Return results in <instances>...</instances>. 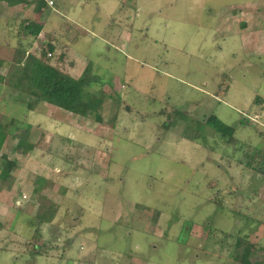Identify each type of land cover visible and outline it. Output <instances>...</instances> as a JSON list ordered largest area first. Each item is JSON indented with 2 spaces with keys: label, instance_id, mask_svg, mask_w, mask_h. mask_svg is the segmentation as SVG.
I'll use <instances>...</instances> for the list:
<instances>
[{
  "label": "rangeland",
  "instance_id": "rangeland-1",
  "mask_svg": "<svg viewBox=\"0 0 264 264\" xmlns=\"http://www.w3.org/2000/svg\"><path fill=\"white\" fill-rule=\"evenodd\" d=\"M55 1L36 17L56 45L49 58L73 61L60 71L72 79L96 76L103 122L67 116L50 134L43 118L61 114L26 81L12 86L21 66L2 68L0 165L15 166L0 178V264L261 262L264 0ZM2 32L8 63L17 55L4 46L21 45ZM23 131L31 148L15 156Z\"/></svg>",
  "mask_w": 264,
  "mask_h": 264
},
{
  "label": "trees",
  "instance_id": "trees-1",
  "mask_svg": "<svg viewBox=\"0 0 264 264\" xmlns=\"http://www.w3.org/2000/svg\"><path fill=\"white\" fill-rule=\"evenodd\" d=\"M14 3H8V5L12 6L21 2H25L26 0H11ZM1 5V3H0ZM45 4L42 0H35V7L37 9H41ZM26 30V34L29 36L36 38L38 34L42 30V25L38 23L28 22L27 25L24 26ZM51 45H46L45 48L41 49L39 59L29 56L28 59L24 62L23 66L17 68L20 74L15 77V88H19L24 84L23 81H26V84L31 86H35V90H32V87L28 88L29 91H26L27 94H39L42 100L58 107L64 109L68 112H72L76 115H88L91 113L92 118H94L98 123H102L103 119L99 113V109L103 103L101 98H96V92H91L89 89L91 88L90 83L95 82L96 76L93 75L91 77L88 76L90 70L87 68L82 73V75L78 79H72L68 75L61 73L59 70L50 66L45 62H49L50 58L47 56L48 52L52 51ZM45 50H47L45 52ZM2 62H0V70L3 68ZM3 75L0 71V81L3 80ZM10 122H13L11 120ZM212 126L215 127L217 132H219L223 136H228V140H232L235 129L233 127L227 126L222 121H220L215 116H210L207 119ZM1 124V123H0ZM24 133V134H23ZM20 135L23 137L25 144L18 142L14 143L13 153L15 156L21 154V152L25 149V146L28 149L31 148L30 145L26 143V132L23 131ZM5 137V135H4ZM5 138L0 139V147L4 142ZM30 147V148H29ZM15 159V158H14ZM13 158L7 157L2 159V163L4 165H0V178L7 179L9 174L11 173L12 167L15 166V160ZM238 244L241 245V242L244 240V245L241 248L242 255H246L249 257V254L253 251L254 245L249 242V239L245 240L242 237L238 238ZM36 243H34V246ZM239 245L236 244V247L239 249ZM241 247V246H240ZM33 249L37 250L35 247ZM241 263H244L241 260ZM246 264H264V259L261 262H245Z\"/></svg>",
  "mask_w": 264,
  "mask_h": 264
},
{
  "label": "crops",
  "instance_id": "crops-1",
  "mask_svg": "<svg viewBox=\"0 0 264 264\" xmlns=\"http://www.w3.org/2000/svg\"><path fill=\"white\" fill-rule=\"evenodd\" d=\"M0 3H1L0 9H5L4 12L0 11V32L3 31L2 33L6 34L5 38L14 39V41L17 42V45L18 44L21 45V46H16V44H13V45L7 44L4 46V47H6L7 56H8V53L10 52V50H13L14 55H17V57L15 58V60L9 59V61H7L8 63H6L5 61L4 62L0 61V62H2L3 66H5V65H10V66L16 65L18 67L23 66L24 62L28 59L29 56H34L33 54L37 55L36 54L37 50H40V52H41V49L45 48L47 44L51 45L53 48L52 51L50 52L51 56H48V54H47V56L48 57H52L54 55L56 56L55 42L51 41L48 38V35H46L43 32V23H42V21H40V19L36 18L37 12L40 11V9H37L35 7V0H26L25 2H21L18 4L12 5V6L8 5V3H14L11 0H0ZM4 18H6V19H4ZM28 22L38 23V24L42 25V30L36 38H33V37L29 36L28 34H26V30H25L24 26L27 25ZM10 32H12V33H10ZM9 34H10V36H9ZM31 40L33 42L30 45V48L26 49V48L22 47L21 41L29 42ZM42 43H45L44 44L45 47H40V45H42ZM120 47H122L124 49V44L123 43L120 44ZM34 48H36V53L35 52L33 53ZM55 58L56 57L52 58L53 61L50 58L49 65L52 67H55V69H57L63 73H66V74L70 73L69 70L74 67L73 61L67 60V58L64 56L63 52H61L60 57L57 58V59H59L58 63L54 62ZM57 65H58V67L56 68ZM85 69H86V67L83 68L82 71L84 72ZM0 71H2V70H0ZM83 72H80L78 75L76 74L74 76L75 77L74 79L79 78ZM13 80H15V79H10V81H13ZM4 81H5V78H3L2 81H0V84H2L1 82H4ZM10 81H9V83H11ZM11 84L13 87H15L14 82ZM35 95L36 94H33V95L31 94V96H34V97H35ZM37 98L38 99H35V100H37L38 103H42L43 109L47 108V110H49L53 107V108H55V112H58L61 114V115L55 116L54 118L53 117L52 118H49V117L43 118L44 120H48L51 122V124H50L51 127L49 126V128H48V132L50 134H54V133H51V129H53V131H55L57 128V127H53V125L58 126V125H63V123L70 125V126L72 125V122L70 123V121H68V119L71 118V116H75L76 114H74L72 112H68L64 109L58 108V107L42 100V98L40 97L39 94H38ZM37 106H38V104H37ZM29 108H30V110H32L31 113L33 114L34 113L33 111L35 110V108L34 107L32 108V105ZM36 111H37V109H36ZM63 114H65V115H63ZM36 116H37V114H36ZM67 116H68V119L66 120ZM59 120H60V122H59ZM33 127H35V126L29 125L26 128L22 127V130L26 129L28 131V129H32ZM4 142H5V140H4ZM50 143H51V141H50Z\"/></svg>",
  "mask_w": 264,
  "mask_h": 264
},
{
  "label": "built area",
  "instance_id": "built-area-1",
  "mask_svg": "<svg viewBox=\"0 0 264 264\" xmlns=\"http://www.w3.org/2000/svg\"><path fill=\"white\" fill-rule=\"evenodd\" d=\"M48 8H55L56 1L55 0H42ZM48 56H51V53H48Z\"/></svg>",
  "mask_w": 264,
  "mask_h": 264
}]
</instances>
